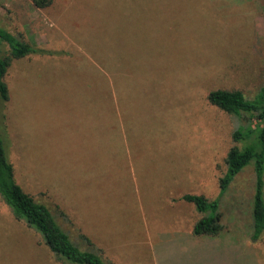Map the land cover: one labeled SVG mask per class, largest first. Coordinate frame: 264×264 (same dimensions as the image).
Returning a JSON list of instances; mask_svg holds the SVG:
<instances>
[{
  "label": "rangeland",
  "instance_id": "obj_1",
  "mask_svg": "<svg viewBox=\"0 0 264 264\" xmlns=\"http://www.w3.org/2000/svg\"><path fill=\"white\" fill-rule=\"evenodd\" d=\"M0 26L38 48L6 76L7 155L73 241L113 264H264L253 164L220 185L250 123L207 98L264 86V0H0ZM185 193L219 200L222 236L193 234L208 213ZM0 264H65L1 196Z\"/></svg>",
  "mask_w": 264,
  "mask_h": 264
},
{
  "label": "trees",
  "instance_id": "obj_2",
  "mask_svg": "<svg viewBox=\"0 0 264 264\" xmlns=\"http://www.w3.org/2000/svg\"><path fill=\"white\" fill-rule=\"evenodd\" d=\"M54 0H33L38 8L50 6ZM0 43L9 46L8 53L0 55V99H9V86L6 76L14 59L24 58L38 50L37 47L0 26ZM208 101L222 110L246 118L250 123L246 132L233 133L236 142L246 141L242 146L230 148L227 158V171L220 178L223 191L230 186L235 176L245 167L253 164L255 187L252 199L251 239L258 240L264 235V86L253 98H248L240 89H214L208 93ZM246 127V125H243ZM4 136L0 131V196L10 207L17 219L35 229L45 244L59 260L65 264H113L94 250H84L72 240L69 233L58 223L50 208L27 192L17 179L14 163L9 159ZM182 199L194 204L202 216L193 225V234L218 238L225 232L222 214L218 210L219 200L210 201L203 194L185 193ZM85 242L92 241L85 235Z\"/></svg>",
  "mask_w": 264,
  "mask_h": 264
}]
</instances>
